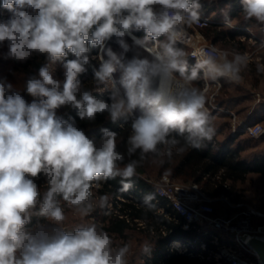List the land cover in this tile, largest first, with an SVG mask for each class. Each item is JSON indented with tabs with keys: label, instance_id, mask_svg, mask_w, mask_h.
<instances>
[{
	"label": "clouds",
	"instance_id": "clouds-1",
	"mask_svg": "<svg viewBox=\"0 0 264 264\" xmlns=\"http://www.w3.org/2000/svg\"><path fill=\"white\" fill-rule=\"evenodd\" d=\"M153 5L163 10L157 14ZM200 7L199 0H0V9L9 13L0 19V44L7 42L8 57L25 61L36 52L55 61L69 52L75 56L63 63L62 85L46 67L40 68L39 79L27 80L25 91L39 98L30 103L12 91L11 83L0 81V264H126L129 246L112 248L109 235L94 224L72 234L51 235L41 224L26 231L39 196L29 177L41 173L49 177L40 214L58 225L66 217L55 194L86 215L92 208L93 181L116 176L127 180L136 174L135 160L123 168L117 166L123 156L116 152L115 133L105 130L98 148L74 123L59 119L55 110L66 104L74 106L82 119H94L107 111L115 121L139 109L141 114L131 124L129 154L139 149L143 155L156 152L158 145H176L179 142L174 137L169 139L172 133H187L192 148L210 140L214 129L206 96L185 81L197 79L201 69L213 80L218 76L238 80L246 54H234L229 60L228 53L222 52L217 62L215 48L193 52L200 58L188 74L186 53L174 47L176 28L199 22ZM242 11L245 20L254 18L264 24V0H242ZM135 30L146 34L143 40L132 37L137 45L168 34L163 52H155L152 59L134 57L125 64L108 49L109 59L101 63L95 78L108 81L119 66L123 94L114 89L110 104L88 92L78 99L77 77L88 63V44L103 45L113 36H131ZM118 43L128 51L123 39ZM184 151V147L178 149ZM167 154L171 156V151ZM128 187L130 183H124V189ZM107 199L101 196V205Z\"/></svg>",
	"mask_w": 264,
	"mask_h": 264
},
{
	"label": "trees",
	"instance_id": "trees-1",
	"mask_svg": "<svg viewBox=\"0 0 264 264\" xmlns=\"http://www.w3.org/2000/svg\"><path fill=\"white\" fill-rule=\"evenodd\" d=\"M199 3L201 7L198 10L202 12L208 13L209 10L214 12L219 9L215 0H199ZM225 4H230V12L225 19L237 18L243 13L242 0H225ZM2 12H5V10L0 9V13ZM8 15L7 12L4 16L5 19ZM138 33L141 35L143 31L138 30ZM236 33L223 31L217 39H225V36L234 39ZM100 46L88 44L89 51L86 55L89 59L88 63L84 65L85 71L77 77L80 85L76 95L80 99L84 92H88L97 100L110 104L112 102L111 95L97 90L98 80L95 78V72L99 70L101 64L97 58H92V56L99 53ZM46 57L47 54H42L38 62H31L33 69L40 70ZM72 57L69 52L67 56L62 58L70 60L73 59ZM14 61L15 65L20 62L15 59ZM193 63L194 60L187 62L188 74H190V67ZM26 70L30 75L29 78L35 77V71L29 72L28 69ZM26 96L25 99L29 101V96ZM38 99L37 97L34 98V100ZM55 111L59 119L74 123L76 127L83 130L98 148L102 146L105 130L115 133L116 152L123 156V160L118 161L117 166L123 167L133 160L137 161L136 174L127 180L121 176H116L109 179L100 178L98 181L92 182V188L90 189L92 197L100 199L101 196H107L108 198L103 205L100 201L98 206L101 207L96 212V216L101 217L102 224L99 225V228L102 231L109 236L117 235L122 238H128V231L135 228L144 233L150 242L147 245L146 253L151 256L144 264H215V262L198 255V253H202L204 256H208L210 251L216 248L210 242L209 235L199 232L191 226L186 227L183 218L174 215L169 201L157 195L155 186L148 181L149 177L146 175L154 170L161 177L167 171L174 178L199 183L210 196H229L235 184L246 180L249 173L259 172L264 176V156H257L253 160V165H250L242 156V151L245 149L243 144L239 143L236 147L233 146L236 136H229L222 141L217 138L215 132L210 140L200 141L202 145L200 148L188 146L187 133L184 135L172 133L169 139L174 137L179 142L176 145L162 144L157 146L156 152L142 155L141 151L137 149L129 154L128 149L131 146L128 141L132 135L131 124L134 119L128 114L117 118L115 121L111 119L107 111L97 113L94 119H82L78 114V110L71 104L60 106ZM181 147L186 148V151L178 152ZM169 150L171 156L167 154ZM29 178L33 179V182L37 185L39 196L36 206L30 210L29 223L26 228L36 226L39 222H46V216L40 214L42 206L38 204L45 199L50 187L49 177L44 173ZM124 183H130V187L124 189ZM138 190H142L145 194L151 193L153 196L148 197L141 194L138 199L128 197V193ZM54 198L59 200L62 195L57 193ZM156 198L160 199V204L155 203ZM110 203L111 206L109 207ZM160 207H165L166 211L161 212ZM36 209H38L40 219L31 215V211ZM60 231L62 230L57 227L56 232L51 235L59 234ZM63 232L72 234L75 231L67 229ZM175 240L190 242V250L188 252L171 251V244ZM203 244L206 245V250H203Z\"/></svg>",
	"mask_w": 264,
	"mask_h": 264
},
{
	"label": "rangeland",
	"instance_id": "rangeland-1",
	"mask_svg": "<svg viewBox=\"0 0 264 264\" xmlns=\"http://www.w3.org/2000/svg\"><path fill=\"white\" fill-rule=\"evenodd\" d=\"M215 3L219 9L214 12L209 10L207 14L218 23H213L204 28H191L190 32L194 33L197 39L202 42H212L221 50V53L227 52V58L229 60L233 59L234 54H246V61L244 64L240 65L238 80L231 79L227 76H218L213 81L210 77L206 79L203 73H201V70H199L197 79L190 82L185 81V83L188 87H195L204 92L207 99L206 107L211 115V127L214 129L217 138L224 141L229 136H236L233 146L236 147L239 143H242L245 148L242 151V156L250 165H253V160L257 156H264V132L262 134H257L258 132L251 133L246 129L241 131L236 130L244 122H248L250 125H254L258 122L262 125L264 130V24H261L254 18L245 20L243 13L240 14L241 17L231 18L229 20L225 19L226 15L230 12V4H225V0H215ZM158 6L159 5H153L154 11H156ZM5 12L0 13V19H5L4 16H6L7 11ZM223 22L226 23L224 24ZM227 22L230 23L227 24ZM223 31L237 32V35L234 39L227 36H225V39H217L219 34ZM132 34L142 40L146 35L144 31L143 34L140 35L138 30L133 31ZM159 39L161 41L160 48L163 50L162 45L168 43V34L159 37ZM106 41L107 40H105V42ZM174 45L184 50L187 62L193 60L189 57L191 46L182 45L181 43H175ZM107 49H111L113 52L117 53L118 56L121 57L122 63L126 64L132 59L120 52L122 49L121 46L114 44L113 41L109 43ZM7 53L8 45L7 42H4L0 44V81L11 83L13 85L12 91L20 92L24 98L28 95V98H30L28 102L30 103L36 97L30 96L25 91L26 82L30 77L26 69H28L29 72L35 71V78L39 79V70L33 69L34 67L31 62H38L42 54L34 52L27 60L20 61L15 65L14 59L8 57ZM72 56V58L75 59L73 54ZM35 57L38 58L33 59ZM92 58H97L100 64L105 61L100 55V49L99 53L96 56H92ZM136 58L143 57L136 56ZM144 58L150 59L149 57ZM65 61L66 60L62 57L57 58L55 61L46 57L41 67H46L52 77L62 84L64 80L63 63ZM217 62H220V57L217 59ZM195 65L196 62L194 61L189 72H191ZM97 90L101 93L112 95L114 88L111 86L110 80L104 82L97 81ZM140 114L139 109H137L128 115L135 119ZM118 167L123 168L124 166ZM165 174L170 176V173L167 171ZM146 176L150 179L157 180L160 175L157 171L153 170ZM170 177L176 182L189 183L172 176ZM210 197L213 198L212 203L216 216H234L238 211L235 204L240 202L253 205L264 211V176L259 172H251L246 180L239 181L235 184L229 196L221 195ZM54 200L57 202V206L61 207L66 218L58 225L48 217H46L45 223L39 222L38 224L46 227L49 234L55 233L57 227L62 231L67 229L76 231L78 228L89 227L93 224L96 225L98 231L101 230L99 228V225L102 224L101 217L96 216L97 209L101 207L98 206L100 199L94 197L90 198L89 203L92 204V208L86 215L81 214L80 208L70 205L67 201H64L63 198L59 200L54 198ZM43 203L44 200L39 202L38 205L42 206ZM110 206L111 203L109 204V207ZM31 215L39 218L38 209L32 210ZM261 222H264V219L258 221V223ZM35 227L36 226H31V228H26L25 225V230L34 231ZM128 235V238H122L117 235L109 236L112 240L111 247L118 249L124 245H128L129 252L125 258L126 264H144L147 259L151 257L145 251L147 245L150 243L148 237L136 228L129 230ZM210 254H212L211 251ZM258 254L264 258V253L257 252L256 255L258 256ZM256 255H254L256 264H261V261L259 263V259ZM205 259L215 262L212 257L209 258L206 256Z\"/></svg>",
	"mask_w": 264,
	"mask_h": 264
},
{
	"label": "built area",
	"instance_id": "built-area-1",
	"mask_svg": "<svg viewBox=\"0 0 264 264\" xmlns=\"http://www.w3.org/2000/svg\"><path fill=\"white\" fill-rule=\"evenodd\" d=\"M162 6L159 5L156 13L162 11ZM199 12V22L183 25H178L175 37V43L191 46L189 57L196 63L198 56H193V52H201V50L210 51L216 49V59L219 58L221 50L212 42H202L197 39L194 33L190 32L191 28H204L212 25L215 22L206 12ZM224 24L226 22H223ZM227 24H229L227 22ZM147 43L160 48V39H147ZM175 47V45H174ZM162 50V49H161ZM163 51V50H162ZM204 75V70L201 69ZM204 77L207 79L204 75ZM213 80V79H212ZM214 81V80H213ZM246 129L251 133L262 134L264 132L260 123L250 125L244 122L236 131ZM155 186V191L160 197H164L169 201L174 215H177L185 221V226H191L199 232L209 235L210 242L216 248L211 251L209 258H213L216 264H256L254 258L257 252H264V222L258 223L264 219V211L254 207L253 205L240 202L235 204L238 208L236 214L232 217L216 216L214 214L213 198L205 192L202 186L197 182H176L169 175H162L157 180L148 179ZM143 194L152 197L153 194H145L142 190L132 191L128 193L129 198L138 199ZM124 199V198H122ZM156 204H160L159 198L155 199ZM161 212H165V207H160ZM190 242L175 241L171 245V251L188 252L190 250ZM203 250L207 247L202 245ZM202 258H206L202 253H198ZM256 257H258L256 255ZM259 259V258H258ZM260 263V259H259Z\"/></svg>",
	"mask_w": 264,
	"mask_h": 264
},
{
	"label": "bare ground",
	"instance_id": "bare-ground-1",
	"mask_svg": "<svg viewBox=\"0 0 264 264\" xmlns=\"http://www.w3.org/2000/svg\"><path fill=\"white\" fill-rule=\"evenodd\" d=\"M133 36L136 37L134 34H132L131 36L125 35L123 38L116 37V36L111 37L106 42H104L103 45L101 46L100 55L102 56V58L105 61L108 60L109 57L107 55V50H108L107 47H109V43L111 41H113L114 44H117L118 46H120V44L118 43L119 39H123L125 41V43L128 44V46H129L128 51L125 52L123 49H121L120 52L126 54L128 56V58H130V59L134 58L136 56H141L143 58L149 57L150 59H152L155 52H157V51L163 52L161 49H159V48L157 49L156 47L152 46L151 44L147 43L146 41L143 45H137L132 38ZM137 39H141V38H137ZM121 75H122V69H120V67L117 66V70L112 74V78L110 79V83L114 89H119L120 93L123 94V88L119 83ZM258 258L260 259L261 264H264V258L260 254H258Z\"/></svg>",
	"mask_w": 264,
	"mask_h": 264
},
{
	"label": "crops",
	"instance_id": "crops-1",
	"mask_svg": "<svg viewBox=\"0 0 264 264\" xmlns=\"http://www.w3.org/2000/svg\"><path fill=\"white\" fill-rule=\"evenodd\" d=\"M175 241H178V242H179V241H182V240H175ZM175 241H173V242H175ZM173 242H172V243H173ZM171 245H172V244H171ZM170 249H171V248H170Z\"/></svg>",
	"mask_w": 264,
	"mask_h": 264
},
{
	"label": "water",
	"instance_id": "water-1",
	"mask_svg": "<svg viewBox=\"0 0 264 264\" xmlns=\"http://www.w3.org/2000/svg\"><path fill=\"white\" fill-rule=\"evenodd\" d=\"M264 253V252H263Z\"/></svg>",
	"mask_w": 264,
	"mask_h": 264
}]
</instances>
